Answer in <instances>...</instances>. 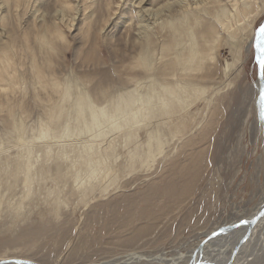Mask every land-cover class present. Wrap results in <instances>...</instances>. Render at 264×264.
<instances>
[{"label":"rangeland","instance_id":"obj_1","mask_svg":"<svg viewBox=\"0 0 264 264\" xmlns=\"http://www.w3.org/2000/svg\"><path fill=\"white\" fill-rule=\"evenodd\" d=\"M12 1L0 0V50L13 54L8 71L16 70L12 83L0 81V255L96 264L123 262L133 251L141 259L133 263L152 264L149 257L185 253L264 198V130L252 96L242 101L257 79L247 44L264 18V0H204L184 16L170 12L164 27L145 21L137 0H69L66 8L63 0H23L17 8ZM156 1L164 0L141 5ZM170 20L176 31H168ZM38 34L53 39V49L38 44ZM192 37L199 45L217 41L201 71L168 78L196 84L185 96L192 116L178 118L173 112L183 101L166 109L158 94L170 92L149 84L166 61L163 42L179 39L187 51ZM26 41L43 73L68 91L66 101L35 82ZM146 47L152 68L131 67ZM135 92L142 98L137 115L129 114L133 123L85 130L89 115L78 113L75 99L108 106L116 112L110 121L123 123L125 113L114 108L124 109V97ZM87 147L99 156L88 160ZM96 161L102 169L92 177L87 165ZM236 264H264V227Z\"/></svg>","mask_w":264,"mask_h":264},{"label":"bare ground","instance_id":"obj_2","mask_svg":"<svg viewBox=\"0 0 264 264\" xmlns=\"http://www.w3.org/2000/svg\"><path fill=\"white\" fill-rule=\"evenodd\" d=\"M8 1H11V0H3V2L5 3L4 6L6 4H8ZM22 1L23 0H13L12 5L15 8L20 7V5L24 3ZM203 1L204 0H173V1L164 0L163 3L161 1V3L158 4L156 1V5L153 4V5H151L152 7L149 5L150 7L146 6L147 8H144V5H141L143 3V0H137V5H138V7H140V11H141L142 16H143L142 18H144L145 15L148 16V20H145V21L151 20L154 23L162 21L161 25H162V27H164L163 25H165V24H163V22L165 23V20L167 18L166 16L168 14H170V12H173V13L176 12L178 15H176V13H175V15L178 17L179 13H181V11H183V13L180 14V16L181 15L184 16V15L188 14V7L189 6H192L193 4L200 6L201 4H203ZM217 1L218 0H214V3ZM94 2H96V1H94ZM152 3L153 2H151V4ZM62 4H63L62 7L66 8L67 6L71 5V1L63 0ZM85 5H87L86 2H85ZM9 9H10V7H9ZM192 9H193V7H192ZM171 20L167 21V24H166L168 27V31L170 29H172L173 31H176L177 26H175L176 24L174 25V23L171 22ZM174 20H176V19H174ZM145 24L142 26H145ZM146 26H147V24H146ZM9 30H12V29H9ZM140 31H143V29H141ZM253 32H254L253 33V36H254L255 29L253 30ZM253 36H252V39H253ZM193 37L189 41L190 44H189V47L187 46V49L189 48L187 51L178 45L179 39L174 40V44H173V42H170V41H166L165 43L163 42V44L161 45V51H160L159 57L162 60L166 59V61L163 62L161 68L158 70V72H156L155 75L157 78L155 76H153L154 79L149 84V87H151L152 84L155 85V83L156 84L158 83V88L160 90H162L164 92H167V91L170 92L169 96L158 94V96L160 97V100L162 101L163 107H165L166 109L168 107L167 105H168V102L170 100L176 99L179 101H183V107L182 108L179 107L178 109H175V112H173V114H176L178 118H185L184 117L185 113H188L186 117L192 116L191 112L188 111L189 106H187L188 102L186 101L187 97H185V96L190 94L191 90L194 91L195 86H193V85H196V84L193 82V80H191L189 78L187 80L183 79L184 83L182 85L179 84V82H180L179 80H176V81L174 80L175 81L174 83H170L167 81L168 78H170V77L175 78L177 76V73H180V75H182V76H192L195 74V72L201 71L203 69V67L205 66V62H204L205 59L209 56H214L213 43H215V41H217L215 38L212 40V42H207V40L205 39L206 41H204L203 44L200 43V45H199V43ZM24 39L27 40L25 35H24ZM36 39H37V43L40 44L42 47L45 46V47L49 48V50L52 47H54L53 39L49 38L50 39L49 40V39L45 38L43 35H39V34H38V36H36ZM252 39L247 44L248 48L252 47L251 46ZM147 42H146V46L149 47ZM178 46L180 48H178ZM147 47L145 49H143L142 53L136 58V61L130 63L131 67H133V68L139 67V68H143V69H147V70H150L152 68L153 59H151L149 57L152 51H150ZM171 48L174 49V51H170ZM26 52L29 53V55L32 57L31 61H30L29 68H31V70L33 71V73L36 77L35 82L39 83L43 88H50V89H53L54 92L62 93L63 99L62 98L61 99H62V101L63 100L66 101V97L69 96V95H67L68 91L67 90L62 91L61 86H60L61 84L54 75L47 76L45 73H43L44 72V70L42 69L43 67H40V65L38 66V64L35 63L34 54L31 52V49L29 48L27 41H26ZM44 52H47V51H44ZM163 53H166V54L164 55ZM13 59H14L13 54L11 57L10 55H7L5 52L0 50V81L2 80L1 77L6 76L5 81L12 83V82H10V79L11 78L13 79V75H14V72L16 70H14L13 72H9L8 69H9L11 64L14 65ZM42 60H43V58H42ZM238 60H239V54L236 58V61H238ZM44 63L47 64V66H49V64H51V63L46 62V61ZM228 66H229V61L227 62V67ZM255 75H256V73H255ZM262 75H263V80H264V70H263ZM256 77H257V75H256ZM174 84L177 88L171 89V87ZM259 86L260 85L258 83V80L256 79L254 85L249 88V91H247V94H245V93H244L245 95L243 94L242 101L243 102L246 101L245 99H247L249 97V95L252 96L251 98H249L247 100L248 104H249V106H250V103H254V102H256V104H258L257 110L259 111V115H258L259 126L261 129L264 130V118H262V115L260 112V104H259L260 103L259 102V94H258ZM155 88H157V86ZM1 90L6 91L7 88H1ZM254 90H255V94L257 95L255 97H254V93H253ZM141 98H142V93H139V92H135L134 95L126 94V96L124 97L125 108L124 109L121 108L119 104L117 106H115L114 111L121 112L123 114L125 113L124 117L122 116V122L123 123H114V122L112 123L110 121V119L113 118V116L116 114V112L115 113L112 112L111 108H109L108 106H104V107L98 106L93 101H87V99H88L87 96H81V97L75 99L74 105H75V109L78 110L79 114L88 113V115H89L87 117L88 119L84 118V120H83V123H84L83 127L85 128V130L90 131L91 129H94L96 126L101 125V122H104V121H106L108 123L109 128L112 127L114 129H116V128L124 127L125 125H127L129 123H133V120H130L129 114H133V116L137 115V113L139 112V108H140V107L138 108V105H140ZM65 101H64V103H65ZM120 103H121V101H120ZM60 104H61L60 108H62L61 107L62 103H60ZM249 106H246V107H249ZM63 112L64 111L60 109V111L58 112V116H61L63 114ZM132 118H134V117H132ZM169 118H170V121H172V122L175 121V119L172 116H170ZM243 118H245V117H243ZM241 119L242 118H240V121H241ZM255 125L253 124V128ZM108 127H106V128H108ZM256 129L257 128H254L253 131L255 132ZM67 135H68V132H67ZM43 136H46V133H43ZM253 137H254V134H253ZM87 148L84 150V152L88 153V160L91 161L93 156H96V157L99 156V149H95L93 147H87ZM161 149L162 148L159 147V150H161ZM150 153H149V157L152 158V155ZM83 161H85L84 158L82 159V162ZM97 161H98V158H97ZM97 161H96V163H97ZM87 166L89 167L90 175L92 177H95L96 173L100 169H102V166H100V163L89 164ZM263 201H264V198L259 200V202H257V205H255V208L253 210H251L250 212H248L247 215H245V217L246 218L250 217V216L252 217L254 215V213L257 211V209H259V206L261 205V203H263ZM235 219H237V218H235ZM232 220H234V219H232ZM262 227H264V215L261 218H259V220L255 224V226L251 229V231H250L251 234L249 235V237L246 238L243 241V243H240L238 247H236V245L244 235L243 233L245 231V226H243V228H240V229H234V230L230 231L229 233L220 235L218 237H215V239H211V240L207 241L203 246V250H202L201 255H200V261L204 262V264H236V262L239 259L241 260V258H242V255L244 252V247L249 244L253 235L256 234V231L262 229ZM213 229H211V230H213ZM211 230L204 232V234H203L204 237H205V234L209 233ZM202 239H203V237L198 242H196L192 248L188 249L185 253H182L184 251H182V252L179 251L178 254L176 253L177 254L176 256L172 255L173 256L172 258H166L165 255L160 253L157 256L149 257L147 260H149L150 263H152V264H188V262L190 260L189 254L194 253V251H195L194 248H196L200 244ZM233 251L235 253L233 255H231ZM148 254L149 253H147V256H148ZM126 256L127 257L123 259V260H125L123 262L118 263V262H115L117 260H115L114 262L102 260L96 264H135L133 262L138 263V261L141 260L139 258V256L137 255V253H133V251H132V253H129ZM197 256H198V254L196 255V257ZM14 257H18V256H14ZM14 257H7V256L0 255V259H7V258H14ZM18 258L27 259V258H23V257H18ZM28 259H30V258H28ZM31 260H33V259H31ZM135 260H138V261H135ZM144 260L146 262H148L146 259H144ZM2 264H11V263H2ZM86 264H93V263H86Z\"/></svg>","mask_w":264,"mask_h":264},{"label":"water","instance_id":"obj_3","mask_svg":"<svg viewBox=\"0 0 264 264\" xmlns=\"http://www.w3.org/2000/svg\"><path fill=\"white\" fill-rule=\"evenodd\" d=\"M260 27H264V18L259 22V24L257 25V27L255 28V34L253 36L252 39V43L251 46L253 47V61H255L256 63V75H257V80L259 83V104H260V112L262 115V118H264V80H263V70L261 69L259 60H258V49H257V40L259 38V28ZM258 109V106H257ZM258 115H259V111L257 110ZM264 215V201L263 203H261V205L259 206V209H257V211L254 213V215L251 217H241L238 219H234L232 221H229V223H222L219 226L215 227L213 230H211L209 233L205 234V237L201 240L200 244L194 248L195 251L194 253L189 254L190 255V260L188 262V264H204V262L200 261V255L201 252L203 250V246L204 244L211 240V239H215V237H218L220 235L229 233L230 231L234 230V229H240L243 228V226H245V231H244V235L243 237L239 240V242L237 243L236 247L239 246L240 243H243V241L249 237V235L251 234L250 231L251 229L255 226V224L257 223V221L259 220V218H261ZM235 252L233 251L231 255H233ZM198 254V256L196 257V255ZM2 263H11V264H40L38 262H36L35 260H31V259H22V258H18V257H14V258H7V259H0V264Z\"/></svg>","mask_w":264,"mask_h":264},{"label":"snow or ice","instance_id":"obj_4","mask_svg":"<svg viewBox=\"0 0 264 264\" xmlns=\"http://www.w3.org/2000/svg\"><path fill=\"white\" fill-rule=\"evenodd\" d=\"M259 38L257 40V49H258V60L261 66V69L264 70V27L259 28Z\"/></svg>","mask_w":264,"mask_h":264}]
</instances>
